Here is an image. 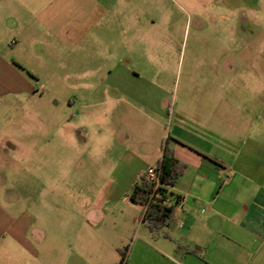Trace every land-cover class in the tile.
Segmentation results:
<instances>
[{"label": "crops", "instance_id": "obj_1", "mask_svg": "<svg viewBox=\"0 0 264 264\" xmlns=\"http://www.w3.org/2000/svg\"><path fill=\"white\" fill-rule=\"evenodd\" d=\"M176 31L190 32L186 83L180 99L174 93L169 100L168 134L151 141L135 128V110L144 98L158 123L168 97L158 73L147 79L138 64L155 66L159 49L175 48ZM263 50L264 0H0V256L28 264L24 258L38 259L36 242L44 238L39 228L31 236L44 207V172L18 168L13 156L39 163L53 141L59 160L64 122L59 101L46 102L35 82L99 75L104 127L117 137L127 124L131 131L122 136L128 145L116 159V180L103 189L129 192L157 164L167 136L185 164L168 187L170 221L153 234L130 201L138 209L134 229L123 224L110 233L116 254L102 264H264ZM141 79L153 91L137 92ZM73 86L70 108L92 113L94 92L85 86L77 95ZM97 253L79 257L101 264ZM75 257L70 264H78Z\"/></svg>", "mask_w": 264, "mask_h": 264}, {"label": "rangeland", "instance_id": "obj_2", "mask_svg": "<svg viewBox=\"0 0 264 264\" xmlns=\"http://www.w3.org/2000/svg\"><path fill=\"white\" fill-rule=\"evenodd\" d=\"M174 34L178 36V43L175 48L170 50L159 49L158 63L155 66L146 65L143 61L138 64V67L145 71L147 79L150 78L151 73H158L157 80L159 81L155 82L162 84L166 90V97H168L165 99L164 118L158 123L146 110L145 106L150 105H148L149 101L146 102L144 98L139 101L141 106H137L135 110L137 117L135 128L141 129L143 137L151 141L156 140L161 132H165V135L168 134L171 122V110H168L170 109V107L168 108L169 100L174 93H177L178 99H180V93L186 83L189 56L186 42L190 40V32L176 31ZM97 65L94 63L91 67L96 69ZM196 67L194 69L197 73L198 68ZM225 68H228V64ZM74 83L79 89H74V92L77 90V95L84 91L82 89L85 86L86 89L91 88L94 92L92 99L95 103L92 113H86L85 108L75 105L70 108L67 100L73 98L71 91ZM136 83L137 92L153 91L154 89L149 81L141 79ZM35 85L43 93L46 102L52 98L59 101L64 123L61 129L59 155L56 151L59 160H53V141L49 146H46L44 159L39 163L32 158L30 161L27 159L22 161L18 154L13 156V159L19 163L18 168H30L31 171L39 169L44 172L42 180L44 188H40L44 198V207L40 210L42 216H40L39 224L31 226V236L35 231L32 229L37 230L38 228L41 235H44L43 241L36 242L39 243L37 249L40 256L38 259H34L29 255L24 260L27 259L28 264H70L72 257L76 256L78 264H83L81 259L84 258H80V255L84 257L86 251L99 250L100 253L95 255L102 264L106 259L105 255H110L111 258V255L116 254L108 244L107 239L111 236L110 233L123 224L126 225L127 232L131 233L135 226L134 219L137 220L138 217L137 207L134 208L130 205L128 190L112 194L110 193L111 189H103L108 182L116 180L111 177L116 169V159L121 149L128 145V140L125 144L122 136L127 139L128 136L130 137L131 131L127 124L123 126L127 128L120 129L119 137H117V132L113 135L109 134L104 127L101 103L103 82L99 75L85 81L75 82L57 81L46 77L36 81ZM140 108H142L141 112ZM51 139L53 140L54 137ZM119 142L122 144L120 145ZM21 163H24L23 166ZM13 169L14 165H11L5 167L4 171L9 172ZM54 171L56 172L54 173ZM30 186L36 187L32 184ZM32 195L35 193L30 194V196ZM35 204L36 201L31 200L30 210L33 212L38 211ZM114 256L116 257V255ZM11 262H15L14 258L9 262V258L5 259L0 256V264H11Z\"/></svg>", "mask_w": 264, "mask_h": 264}, {"label": "trees", "instance_id": "obj_3", "mask_svg": "<svg viewBox=\"0 0 264 264\" xmlns=\"http://www.w3.org/2000/svg\"><path fill=\"white\" fill-rule=\"evenodd\" d=\"M168 139L167 136L161 158L155 165L159 170V186L153 189L152 184L146 180L144 172L135 178L128 194L130 201L143 209L142 220L153 234L166 225L172 217L174 205L169 201L168 187L174 184L185 168V164L174 156L172 149L168 146ZM174 200L178 201V197ZM118 251L121 254V263L124 252L120 249Z\"/></svg>", "mask_w": 264, "mask_h": 264}, {"label": "built area", "instance_id": "obj_4", "mask_svg": "<svg viewBox=\"0 0 264 264\" xmlns=\"http://www.w3.org/2000/svg\"><path fill=\"white\" fill-rule=\"evenodd\" d=\"M145 178L147 181H149L153 189H155L157 186H159V170L156 168V166L148 167L145 170Z\"/></svg>", "mask_w": 264, "mask_h": 264}]
</instances>
